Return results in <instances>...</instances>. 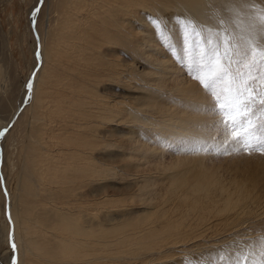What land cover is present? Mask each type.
Returning <instances> with one entry per match:
<instances>
[{
  "label": "bare ground",
  "instance_id": "obj_1",
  "mask_svg": "<svg viewBox=\"0 0 264 264\" xmlns=\"http://www.w3.org/2000/svg\"><path fill=\"white\" fill-rule=\"evenodd\" d=\"M39 1L35 35L29 20L33 51L39 45L41 53L32 67L39 62L33 88L26 89L28 79L21 84L12 77L0 84V112L7 111L0 119V130L7 129L0 137L7 193L1 197L16 245L1 263L16 255L15 264H264V244L255 249L247 231L234 233L240 219L229 217L252 201V189L243 183L228 192L208 180L191 189L193 206L185 205L187 194L176 187L169 195L178 196L181 207L173 213L181 221L173 222L166 210L151 212V204L122 214L109 206L117 176L127 182L121 191L135 186L133 197L143 198L146 187L128 177L157 156L156 147L160 153L178 140L176 146L188 145L202 157L203 148L218 149L223 142L239 148L199 80L211 79L207 53L222 38L231 41L223 50L236 53L234 60L243 58L250 43L264 48V34L258 33L264 0ZM2 42L0 63L9 59ZM4 70L0 64L5 78ZM214 91L223 104L232 95L227 78ZM226 117L237 118L232 112ZM215 189L219 203L205 199ZM203 198L210 209L203 208ZM215 207L221 223H206L217 214ZM148 256L155 258L145 262Z\"/></svg>",
  "mask_w": 264,
  "mask_h": 264
},
{
  "label": "rangeland",
  "instance_id": "obj_2",
  "mask_svg": "<svg viewBox=\"0 0 264 264\" xmlns=\"http://www.w3.org/2000/svg\"><path fill=\"white\" fill-rule=\"evenodd\" d=\"M41 3L42 2L39 1L36 4V0H2V3L0 4V42L4 40L2 42L3 45L5 46L7 44V48L5 46V52L7 54V58H9L7 60L5 56L6 60L4 59L0 63L1 68L3 70L5 69V78L3 74L0 75V84L2 86L5 83L4 81H11L12 78L14 79L13 82H15L18 78L19 80H21V84H23L27 79L29 82L33 79L34 73H36L38 69L39 62L32 70L34 61L37 58L36 53L39 52V45H37L36 50L33 51L34 42L30 34L29 20H31V31L35 35L33 28L34 18L32 16V13L37 8L40 9ZM133 27H136V25H133ZM196 37L199 38V36ZM202 65H204V63ZM232 67L235 68V66L233 65ZM239 70L241 72H244L246 70L245 64L241 63L239 66ZM21 88L22 87H20L19 89ZM108 90H110V92L120 91L118 88L113 89L111 86L108 87ZM116 100H118V102L120 101V103L123 102V99L121 97H117L116 99H114V101ZM228 101L229 100H227L226 102L227 104ZM5 102H3V104H5ZM226 103L224 104L226 105ZM6 112L7 111L0 112V119L2 121H4V119L7 117V114H5ZM227 114H229V112L225 113V115ZM225 120L231 119L226 117ZM240 122L242 123V121ZM261 123H264V121H261ZM240 130V128L231 130V133H233L232 136H244L245 133L243 134V132H239L240 134H236V132ZM216 134L217 136L213 135L214 138H221L222 132L218 130ZM237 142L239 144V148L232 147V141H229L228 144H226V142H223L222 145L224 144V146L218 149L210 146L205 147L203 148V157L201 156V152L190 149L188 145H186L182 149L179 148L180 146H176L178 140L174 142V146L172 147L169 146V144L165 145V148H163V151L160 153H158V148L156 147L157 156L149 157L145 161V163L141 164V166H135L134 168H132L130 177H128L129 179L138 177L140 181L139 185H144L146 187L143 198L133 197L136 194V190H138L135 186V188L133 187V184H131L133 187L132 189H125L121 191V189H123L127 185V182L119 181V176H117L114 180L112 179V183L115 184V186L113 187L114 190H109V195H111L112 199V202H110L109 206H111V209H115L116 207L119 208L118 210L122 209L121 211H119L120 213L122 211L128 212L132 209L141 212V209L146 208V206H148L147 208L156 206V208L151 212H154L158 209L166 210L167 215L169 214V217L172 218L173 222L181 221L180 215L178 213H173L175 209H179L181 207L177 199L178 196L174 197L173 195H169V193L175 190L176 187H178L179 192L182 191L181 193L187 194L185 205L193 206L192 199L196 197V195L192 193L191 189L205 184L208 180L218 181L219 184L222 185L228 192H230V190H233V188L235 187V183H243L247 187L252 189L250 190L251 196H253L252 201L249 200V202L244 205L245 207L242 210L234 211L229 217L232 218V220L236 217L240 219V225L238 226L239 228L235 230L234 233H246L247 231V235L252 236L253 238L254 248L258 249L262 245L261 240H264V154H261L260 152L255 150V140L245 139L244 143H239V140H237ZM7 145H9L8 140ZM126 157H128V155H126ZM132 173L133 175H131ZM0 177H2L1 170ZM145 178H148V180H146ZM255 179L256 181H258L256 182V184L260 186H258V188L256 184L254 185L253 181ZM0 193L1 260V258H5L7 252L13 250V248L11 247L12 242L10 239L12 235V223L8 215L7 203L3 205L1 197L2 195L4 197L6 196V189L3 181L2 183H0ZM205 199L208 201L214 199L217 203H219L221 198L218 190L215 189L214 191H212L210 196ZM205 199H202L201 204L203 208L210 209L211 207L207 206ZM164 201L167 202L165 205H163ZM257 201L259 204L257 203ZM144 204H146L145 207L143 206ZM213 211L217 212V214L210 216L206 220V223L208 222V220L221 223V217L218 213V209H216L215 207ZM162 213L163 211L159 214L153 213L150 215L149 219H154ZM193 216H197V212L188 215L186 218L188 219ZM123 217L125 219L124 215ZM115 220H118V218L115 217ZM191 221L192 220L190 219L184 222ZM243 228L244 230L240 231ZM247 235L246 237H249ZM241 236L242 235H235L234 238L238 241L239 239L243 240V236ZM234 238L233 241H235ZM200 239L201 240L199 242H203V237ZM126 253L130 252L126 250ZM154 258L155 257L148 256L145 262ZM1 262L3 261H0V264H3ZM15 262L16 255L13 256V260L10 264H15ZM147 263L152 264L150 262ZM114 264L123 263L117 262Z\"/></svg>",
  "mask_w": 264,
  "mask_h": 264
},
{
  "label": "snow or ice",
  "instance_id": "obj_3",
  "mask_svg": "<svg viewBox=\"0 0 264 264\" xmlns=\"http://www.w3.org/2000/svg\"><path fill=\"white\" fill-rule=\"evenodd\" d=\"M39 11V8L33 11V18ZM186 23L195 25V22L191 20L186 21ZM153 26L164 35L159 22H155ZM258 33L264 34V15L260 17ZM261 38L264 40V35ZM226 42L231 48V41H225L222 38L217 47L207 53L208 63L206 67L211 73V79L207 82L199 80V77H196V79L212 97L211 110L218 115L220 123L226 129H229V135H231V130L236 128L245 130L244 136L233 137V139L239 140L240 143H244L245 139L255 140V150L264 154V123H261V121H264V48L259 47V45L253 46L250 43L243 53V58L234 60L236 53L223 50ZM40 55V52L36 53L37 58ZM241 63H245L246 70L244 72L239 70ZM233 64H235V68L232 67ZM200 67H205V65H200ZM226 78L228 79V92L232 93L227 105L221 102L214 91L216 83ZM32 88L33 84L29 81L26 84V89L31 92ZM226 112L235 113L237 119L225 120ZM6 132L7 129L0 130V137H4ZM2 181L3 178L0 177V183ZM262 244H264V241H262ZM11 247L15 250L16 245L14 242Z\"/></svg>",
  "mask_w": 264,
  "mask_h": 264
}]
</instances>
